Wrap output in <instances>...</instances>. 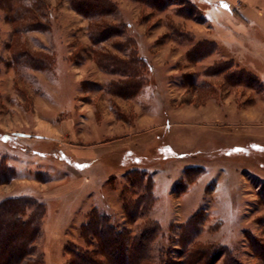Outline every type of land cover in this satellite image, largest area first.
Here are the masks:
<instances>
[{
    "label": "rangeland",
    "instance_id": "obj_1",
    "mask_svg": "<svg viewBox=\"0 0 264 264\" xmlns=\"http://www.w3.org/2000/svg\"><path fill=\"white\" fill-rule=\"evenodd\" d=\"M114 1L111 20L126 33L99 45L68 0H48L46 29L20 34L0 10V160L17 170L0 184V201L31 194L46 202L43 264H67L65 248L85 244L81 226L93 208L137 230L144 219L131 223L120 193L131 195L133 171L146 170L156 195L147 216L162 228L157 249L181 261V225L202 210L200 242L264 264L248 239L264 238V30L252 21H264V0H174L165 10ZM185 1L197 8L192 16ZM204 40L217 49L191 62L189 50ZM23 50L47 62L16 61ZM130 51L147 63L137 69L141 90L126 97L111 84L129 79L98 59L121 63ZM218 61L251 71L259 86L210 74Z\"/></svg>",
    "mask_w": 264,
    "mask_h": 264
},
{
    "label": "trees",
    "instance_id": "obj_2",
    "mask_svg": "<svg viewBox=\"0 0 264 264\" xmlns=\"http://www.w3.org/2000/svg\"><path fill=\"white\" fill-rule=\"evenodd\" d=\"M72 9L88 18L89 35L95 45L102 44L112 37L123 36L126 33L123 24L111 19L119 11L114 0H68ZM155 10H165L173 4L174 0H135ZM189 7L188 16L196 12V6L184 2ZM48 0H0V10L5 11L14 27V32H29L32 30H45L49 24L50 10ZM183 39L194 40V35L182 32ZM123 46H120L122 49ZM119 48V49H120ZM217 49L216 44L204 40L194 44L189 50L188 57L191 62H198L211 56ZM106 53L100 52V63L108 67L115 63L113 69L120 68L128 81H117L111 86L120 96L133 97L142 88L143 78H139L137 69L141 63H147L130 51L126 54L128 60L119 63L118 59L110 56L108 61ZM22 55L27 56L28 62L44 64L45 55H31L27 50L15 51L14 59ZM230 62L218 61L208 68L212 75L225 76L227 82L259 86L260 80L245 68H234ZM118 71L116 73H118ZM130 89V90H129ZM17 176L15 167L0 160V184H9ZM131 195L122 189L120 196L125 212L131 223L143 218L144 221L131 231L123 228L114 218L98 208L88 213L87 221L81 226V238L84 245L68 243L65 250L68 254L67 264H247L234 254L227 245L214 242L202 243L198 238L203 228L205 213L199 210L192 215L186 223L181 225L179 244L180 257L175 261L169 248L159 247L157 244L161 237L160 223L148 217V213L156 202L154 192L155 180L146 170L136 169L130 177ZM264 199V196H263ZM47 204L31 194L9 195L0 201V264H43V254L39 252L38 242L42 235ZM264 230V217L261 219ZM250 246L254 254L264 260V238L253 234L248 235Z\"/></svg>",
    "mask_w": 264,
    "mask_h": 264
},
{
    "label": "crops",
    "instance_id": "obj_3",
    "mask_svg": "<svg viewBox=\"0 0 264 264\" xmlns=\"http://www.w3.org/2000/svg\"><path fill=\"white\" fill-rule=\"evenodd\" d=\"M252 21H253V23L259 25V27H261L262 30H264V21H263V19H261V20L260 19L259 20L258 19L257 20L253 19Z\"/></svg>",
    "mask_w": 264,
    "mask_h": 264
}]
</instances>
